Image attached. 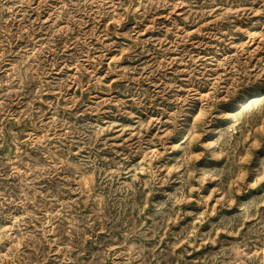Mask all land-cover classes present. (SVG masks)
Masks as SVG:
<instances>
[{"label":"rangeland","instance_id":"obj_1","mask_svg":"<svg viewBox=\"0 0 264 264\" xmlns=\"http://www.w3.org/2000/svg\"><path fill=\"white\" fill-rule=\"evenodd\" d=\"M0 264H264V0H0Z\"/></svg>","mask_w":264,"mask_h":264}]
</instances>
